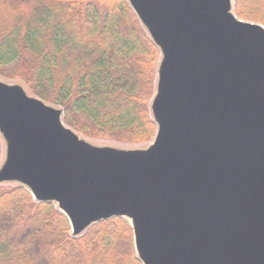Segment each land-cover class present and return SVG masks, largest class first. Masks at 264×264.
I'll return each instance as SVG.
<instances>
[{
  "label": "water",
  "instance_id": "water-1",
  "mask_svg": "<svg viewBox=\"0 0 264 264\" xmlns=\"http://www.w3.org/2000/svg\"><path fill=\"white\" fill-rule=\"evenodd\" d=\"M160 52L145 148L94 146L0 81V184L71 236L126 219L140 264H264V26L233 0H126Z\"/></svg>",
  "mask_w": 264,
  "mask_h": 264
},
{
  "label": "trees",
  "instance_id": "trees-1",
  "mask_svg": "<svg viewBox=\"0 0 264 264\" xmlns=\"http://www.w3.org/2000/svg\"><path fill=\"white\" fill-rule=\"evenodd\" d=\"M264 26V0H235ZM160 52L126 0H0V78L62 110L88 139L145 145ZM2 142L0 139V155ZM0 264H140L130 224L100 221L72 237L53 203L0 186Z\"/></svg>",
  "mask_w": 264,
  "mask_h": 264
},
{
  "label": "rangeland",
  "instance_id": "rangeland-1",
  "mask_svg": "<svg viewBox=\"0 0 264 264\" xmlns=\"http://www.w3.org/2000/svg\"><path fill=\"white\" fill-rule=\"evenodd\" d=\"M234 2V7H235V0H233ZM234 12H235V9H234ZM236 14V13H235ZM251 22V21H250ZM254 22V21H253ZM256 23V22H255ZM0 81H3L5 83H8V84H19L21 85L24 89L25 87L21 84V83H17L16 81H6L2 78H0ZM25 91L27 92V90L25 89ZM28 95H30L28 92H27ZM154 94V92H153ZM32 96V95H30ZM152 118V117H151ZM73 130V129H72ZM74 131V130H73ZM75 132V131H74ZM78 134V133H77ZM79 135V134H78ZM81 138L85 139L86 141H88L90 144L94 145V146H109V147H113V148H118V149H135V148H145L149 143L145 144V145H129V144H122V143H118V142H113V141H106V140H100V139H88V138H85L81 135H79ZM2 142V141H1ZM3 154H4V147H3V143H2V151H1V155H0V163L3 159ZM8 184H13V183H3V184H0V186H6ZM16 185V184H15ZM126 220V219H125ZM127 221V220H126ZM128 222V221H127ZM129 223V222H128ZM83 235V234H82ZM81 236V235H80Z\"/></svg>",
  "mask_w": 264,
  "mask_h": 264
}]
</instances>
